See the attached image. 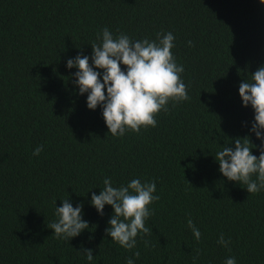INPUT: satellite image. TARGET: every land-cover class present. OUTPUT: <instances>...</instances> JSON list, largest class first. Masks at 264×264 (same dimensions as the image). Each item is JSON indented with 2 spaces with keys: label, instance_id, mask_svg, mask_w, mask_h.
Wrapping results in <instances>:
<instances>
[{
  "label": "trees",
  "instance_id": "1",
  "mask_svg": "<svg viewBox=\"0 0 264 264\" xmlns=\"http://www.w3.org/2000/svg\"><path fill=\"white\" fill-rule=\"evenodd\" d=\"M105 27L133 41L175 36L171 51L189 99L169 101L157 126L139 134L108 133L101 107L88 109L87 94L74 85L77 69L66 66L91 57ZM262 65L260 0H0V264H127L130 257L134 264H224L233 256L237 264H264V190L249 194L228 181L214 157L236 137L261 144L239 84ZM105 178L114 187L156 183L160 199L145 221L151 234H138L132 250L106 236L111 206L103 216L91 206ZM65 199L82 203L89 223L72 239L47 227ZM221 234L227 248L217 243ZM81 249H92L94 259Z\"/></svg>",
  "mask_w": 264,
  "mask_h": 264
},
{
  "label": "clouds",
  "instance_id": "2",
  "mask_svg": "<svg viewBox=\"0 0 264 264\" xmlns=\"http://www.w3.org/2000/svg\"><path fill=\"white\" fill-rule=\"evenodd\" d=\"M260 2L264 4V0ZM97 40L99 43L91 44V57L77 55L68 59L66 66L77 69L73 74L75 87L80 95L87 94L88 109L101 107L111 135L123 137L129 130L139 134L142 127H156L155 116L161 110L168 111L169 101L179 103L189 99L187 86L181 79L184 67L177 64L171 51L175 46V36L171 32L157 33L155 40L133 41L122 32L114 36L105 27L97 34ZM188 43L192 44L191 41ZM239 95L243 106L250 105L254 110L251 132L261 144L253 145L250 136L236 137L230 143L234 146L224 145L214 157L223 177L245 185L249 194H256L264 190V65L252 73L251 81L244 80L239 84ZM253 148L259 151L258 157L253 154ZM42 151L43 146H38L33 155L38 156ZM155 192V181L142 183L140 179H132L126 185L114 187L111 178H105L103 188L98 195L92 193L90 203L101 216L105 205L111 206L113 213L105 229L106 236L132 250L136 247L138 234H151L145 221L154 214L149 205L160 199ZM82 210V203L73 207L69 199H65L62 206L55 208L57 219L47 227L57 238H75L89 228ZM187 226L199 241L202 233L191 218L187 220ZM230 242L223 234L217 241L226 248ZM81 252L88 261L94 259L92 249H81ZM199 255L197 249L194 260ZM134 256L138 258L140 252L136 251ZM127 264H134V260L128 258ZM224 264H237L236 258L228 257Z\"/></svg>",
  "mask_w": 264,
  "mask_h": 264
}]
</instances>
